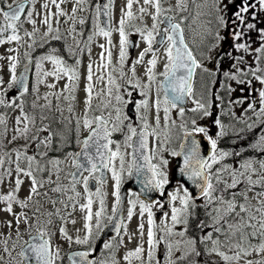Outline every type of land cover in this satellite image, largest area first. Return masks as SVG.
<instances>
[{
    "label": "snow or ice",
    "instance_id": "obj_1",
    "mask_svg": "<svg viewBox=\"0 0 264 264\" xmlns=\"http://www.w3.org/2000/svg\"><path fill=\"white\" fill-rule=\"evenodd\" d=\"M67 0H46L42 5L45 10L42 14L41 23L47 27L44 33L48 37L51 35L52 41H60L64 39L59 34V27L54 28L52 18H57L56 23L59 24V17H66L71 20L73 25L77 22L81 25L85 23L83 18L76 20V13L82 11L81 7L87 0H75V4L71 9V15L61 8V4ZM114 0H107L106 3L95 5V13L93 23L96 31L89 35L87 42L77 40V36L82 33H76L75 27L68 30V35L72 36L76 41V47L67 45V52L72 57H77V52H83L80 48L81 43H85L89 54L91 53L90 43L96 35L103 36L108 39L109 47L101 44L104 49L100 53V63L96 65V81L105 82V88L99 92H95L96 97H105L101 104L96 105L101 112L103 109L113 106L115 108V120L109 112L107 116L101 114L98 116H90L93 111L94 84H93V63L87 65L86 86L84 89V113L82 118L75 121L76 131L79 133L81 122L84 129H88L89 135L83 140H77L81 146V150L75 153H68L72 157V165L75 171L70 175L72 177L70 190L75 196H69L68 200L76 204V198L80 196L76 185L83 182L84 190L87 193V202L80 205L82 211H86L84 228L86 234L81 238L79 235L75 238L78 245H87L85 251L73 252L69 255L70 264H108L107 261L101 259H89V256L96 251L94 238L100 239L101 234L107 227L103 223V215L105 210V198L107 193L103 191V185L106 183L104 179L105 170L111 171L114 181V188L111 195L115 198L112 206L111 217L108 222L114 224V231L117 236L123 228L127 231V225L124 223V217L119 215L120 206L123 202L121 195L122 179L125 171L128 178L135 176L137 182L141 185L140 191H129L127 204V219L130 221L134 215V211L139 206V216L141 222L138 226L140 233V244L134 249L128 251L124 260L128 264H132V259L140 261L141 264H161V260L157 258V251L163 246V264H198L197 258L219 256L224 264H239V261L253 252L264 254V158L255 156L238 160L236 166L225 163L230 158H239L245 151L241 147L238 151L235 149H225L221 147L224 138L229 137V129L234 137L233 144L245 139V133H251L254 127L260 128V134L254 143L248 145L249 148L257 151L264 156V67L261 62L264 61V27H258L264 23L260 19L264 14V0H204L203 3L197 0H176L175 9L179 13H188L187 15H169L173 12L172 7L165 8L163 0H143V4L138 8L140 19L144 15L151 16V27H136L131 22L137 17L133 13V4H139L140 0H127L125 8L121 9L119 19V27H112V7ZM194 5V11L189 10V4ZM36 0H0V16L3 23H0V44L20 42L22 40L19 35L20 27H22L21 16L26 11V6L31 5L27 10L25 19L33 26L31 32L25 31L28 37H35L40 31L36 27L37 20L35 16L41 13L35 10ZM49 5L55 7L56 11L52 12ZM154 9L150 11L149 9ZM107 19L104 27L99 25L100 16ZM203 16H209L211 19L204 21ZM190 21V22H189ZM188 22V23H186ZM210 27L209 25H213ZM162 25H164L162 27ZM131 27L135 33L139 34L142 41L146 43V47L139 52L138 57L132 61L129 68L131 75L124 71L126 62L129 59V49L139 47V43H134L129 39L131 32L126 28ZM186 28L190 32V38H186ZM119 33V59L118 67L112 63V41L113 31ZM10 32L6 37L4 33ZM75 33V35H73ZM223 33V34H222ZM255 37V38H254ZM35 44V39H33ZM230 45L228 50L224 49V45ZM253 44L258 47L253 48ZM32 45H30L31 47ZM43 47V45H41ZM163 48V56L166 62L163 65L164 70L157 73L156 67L160 60L158 55L160 49ZM9 52L17 51L9 48ZM57 50L52 49L49 53L38 57L36 60L38 76L54 77L57 81L67 78L64 89L59 92H49L45 94L46 104L41 108H50L51 100L49 96L55 97L57 100L64 95L63 98L69 101L68 112L74 114L73 103L76 100V89L80 80L79 58L75 59V64L68 62L60 55L54 54ZM238 53L234 55L233 53ZM105 53L107 55L105 56ZM151 53V58L147 60L145 76L147 83H143L137 76L136 65L143 64L144 58ZM251 54L255 63V67L248 65L245 56ZM28 55V53H25ZM4 57H0L3 59ZM31 59V58H30ZM8 68L11 72V79L8 82V88L16 86L20 89V97L28 92L27 73L29 64L24 65V72L16 75L18 58L13 55L7 57ZM49 61L52 64L51 71H43V62ZM225 63L229 64L226 69L223 67ZM243 66V67H242ZM119 75V79L114 73ZM106 73V77H105ZM201 76V89L197 91V74ZM159 77V79H158ZM253 80L258 81L261 85L256 89L253 87ZM0 78V84H3ZM44 79H38V84L43 83ZM235 82L236 87L232 86ZM219 84V88L215 86ZM153 85H155V99L150 102V96ZM47 87L54 89L55 84H48ZM124 89L121 92V89ZM215 89V90H214ZM239 89L240 93L246 90L251 94L255 91L259 97V110L256 107V101L253 99L249 102V95H242L236 99L232 98V93ZM139 94V99L134 96ZM5 93L0 92V106L20 108L21 114L16 117L17 125H23L15 129L16 134L12 136V141L18 137L28 139L30 131L29 124L35 123V118L28 116L23 109V101L16 104L13 98L6 101ZM227 97V99H226ZM39 99V97H37ZM115 100L116 105H112ZM192 107H186L188 103ZM247 102V107L243 108L241 116L237 117L233 106H243ZM118 105V106H117ZM33 107H37L34 103ZM128 109V112H125ZM57 111L62 109L57 105ZM161 110L163 112L164 127L161 129ZM173 110H176L180 119V123L172 117ZM251 111L255 117V121L249 123L252 117L247 116ZM155 127L149 123V114L153 113ZM218 112V114H215ZM186 113H191V118H186ZM222 117H228L237 123L243 124L244 127L236 128L235 125H225ZM133 118L139 121V131L133 127ZM47 117L41 116V120ZM71 123V117L62 118ZM210 119L212 126L218 128L215 135L210 134V128L207 125L198 124V120ZM127 121L129 135H125L123 144L126 148H132V159L127 163L125 168V153L121 152L120 143L111 139L113 133L121 132L123 125ZM0 125L4 127V134L7 133L6 119L0 115ZM95 125V127H93ZM178 127L183 132V140L180 144V151H171L173 157H183V164L178 165L180 177L176 179V187L173 191H166V186L171 184L169 178L168 165L169 160L163 156L164 147L170 139L172 128ZM38 132H48V135L40 139L38 136H31V140L35 142L37 153L41 157L47 155V151L40 152L41 147L50 149L53 144V136L49 128L38 129ZM196 134H201L202 139L206 142L207 155L201 153V141L196 138ZM155 137L157 148L149 149V137ZM136 137V140H133ZM64 137L61 136V140ZM115 144V151L111 145ZM29 145H25L22 149H14L15 161L12 160L10 153H5L8 157V164L15 163V186L7 194H0V202L4 204L0 211L9 213L13 216L17 226V237H19V225L23 221L28 223L29 217L24 213H16L13 209L14 204H18L21 208H26L32 201L33 195H47L41 193L39 189L44 187L45 181L38 179V174L48 173V184H56L52 189L53 192L63 193L67 190L65 186L59 183V165L60 160L48 161L52 168L56 170L57 180L51 178V170L47 164H41L37 160L36 155H28L27 149ZM94 149V151H90ZM119 160V168L116 167V160ZM158 160L153 163V160ZM5 163L4 157L0 156V168ZM22 164L25 165L22 167ZM219 165V167H214ZM87 172V175L84 173ZM227 174L231 178L228 182L223 177ZM5 176L12 177V168L0 172V184L5 182ZM21 176L30 181L29 194L25 199H20L18 193L24 180ZM255 177V178H254ZM182 178L191 181L195 193L190 191ZM89 180H95L98 184L95 193L89 190ZM242 186V187H241ZM259 188V191H257ZM254 193L250 198L249 193ZM141 193L145 199H141ZM158 193L160 197L166 195L167 201L162 199H152L151 194ZM93 196L99 198V210L93 211ZM252 200H256V204H252ZM179 201V206H176ZM202 201V203H198ZM55 205L57 201L52 200ZM65 208L68 205L64 201H60ZM166 203L170 205L169 211H165ZM156 208L162 214L160 223L157 224L153 212ZM203 208L206 219H199L197 209ZM39 212V208L36 209ZM59 215L60 209L57 208L55 213L48 212L49 217ZM147 214V259H144V222L143 217ZM70 215V214H69ZM114 217L116 218L114 220ZM95 218L93 225L92 221ZM65 219V217H61ZM73 224L75 221H71ZM52 220H48L51 224ZM8 228H12L13 221L6 222ZM177 226H180L177 229ZM31 227V225H29ZM61 235L69 243L73 242V238L68 235L67 229L61 227L59 229ZM159 233V235H158ZM52 233L40 229L38 236L33 237V243L27 244V248L20 252V256L27 259L29 255L33 256L37 264H56V260L60 256V250L55 251L51 248ZM117 236H113L110 240L103 242V249L111 250L116 242ZM45 237H48L47 239ZM132 237L129 236V239ZM39 242H36V241ZM256 240L258 243H253ZM123 237H120L119 244H123ZM4 251L11 255L8 247V240L3 241ZM15 245H13L14 247ZM232 254L229 255L228 253ZM3 257H0L2 260ZM111 264H117L113 259ZM204 264H208L205 259ZM215 264V262H213ZM246 264H253L248 260ZM255 264H264V259L256 261Z\"/></svg>",
    "mask_w": 264,
    "mask_h": 264
},
{
    "label": "flooded vegetation",
    "instance_id": "obj_2",
    "mask_svg": "<svg viewBox=\"0 0 264 264\" xmlns=\"http://www.w3.org/2000/svg\"><path fill=\"white\" fill-rule=\"evenodd\" d=\"M166 1H169V0H163V6L165 8L174 6L170 2L166 3ZM8 2L11 3L12 0H8ZM45 2H46V0H36L35 10H36V12L41 13L40 16L34 15V17H33L34 19L37 20V23H40V21L42 19V14L45 11L43 9L42 5ZM58 2H59V0H58ZM106 2H107V0H87V3L82 5L81 7L83 8V10L78 11L76 13V20L79 21V19L83 18L85 20V23L83 25L79 24L78 22L75 25H73L72 21L68 20L66 17H59V24L57 27H59V30H60L59 34L62 37H64V39H62L60 41H52L51 39L50 40L47 39L44 36V33L46 32V30L42 25L36 26L37 28H39L40 31L36 34V36L34 38L28 37L25 35V31L31 32L33 30V26L30 23H28L25 19L26 12L31 7V5L26 6V11L21 16V22L20 23L22 24V27H20V30H19V35H21L22 40L20 42H18L17 46L14 47V49L17 50V54L15 56L18 58V63H17L18 73H16V75L19 76L21 71L24 69V65L29 64L30 79H29V83H28V92L24 94V97L26 98V101L28 104H31L29 98L31 95L34 94L33 76H34V71L36 70V60L38 57H41V56L49 53L52 49H56L57 51L54 54L62 56L68 62V64H75V59L76 58L80 59V61H81L80 65H79L80 80H79V84H78V87H77L76 92H75L76 97L85 96V92H84L83 87L87 83L85 77L87 74V65L90 62L93 63V72H94L93 83H95L94 85L100 87V90L105 88L106 79H105V82H102V83L96 81V75H98V73H96V65L100 63V53L103 50L100 47V45L103 44V45H105V48H108L109 47L108 39L103 37V36H99V35L94 36L92 42L90 43V45H88V47H90V49H91L90 54H89L87 48L85 47V43L87 42L88 36L92 35L96 31V27L93 23V17H94V13H95V5L97 3L103 4ZM197 2L203 3L204 0H197ZM225 2H227V0H225ZM126 3H127V0H114L113 7H112V27H113V29H116L119 27L118 22H119V19L121 16V9L125 8ZM74 4H75V0H67L66 3L61 4V8H63L66 12L69 13V15H71V9L74 6ZM142 4H143V0H140L139 4H133L132 11L136 15L137 18L134 21H132L131 23L134 24L136 27H144L145 23L147 21H150V24L152 25L151 16L144 15L143 19L139 18L140 13L138 12V8ZM189 10L194 11V5H192L191 3L189 4ZM151 11H154V9H151ZM187 14L188 13H179L174 8H173V12L169 13V15H177V16L187 15ZM204 18H205V20L202 19L204 21L211 19V17H209V16H204ZM260 19L262 21H264V14H261ZM0 23H3L2 16H0ZM27 23L30 26L28 28H27ZM106 23H107V19L101 15L99 18V25L101 27H104L106 25ZM186 23H188V22H186ZM163 26L164 25H162V27ZM209 26L214 27V24L209 25ZM72 27H75L76 33H82V35L77 36L76 39L82 40L83 42H85V43H81V45H80V48L84 49V51L83 52L78 51L77 57L70 56L66 50L67 45H72L73 48L76 47V41L73 40L72 36L68 35V30ZM258 27H264V23L259 24ZM149 28H150V26H149ZM126 30L132 33L130 35L129 39L131 41H133L134 43H136V42L139 43V47L129 49V59L126 62L124 71L128 72L129 76H130L131 73L129 72V68L131 66V63L133 60H135L138 57L139 52L142 51L144 47H146V43L144 41H142L139 34L135 33L133 28L128 27V28H126ZM9 34H10V32H6V33H4V36L6 37ZM55 34L56 33L53 32V35H55ZM73 35H75V33H73ZM185 35H186V38H190V36H191V34H190V32H188L187 28H186ZM97 38L103 39L104 41H97ZM26 39L30 40L27 50L25 49ZM33 39H35V44H33ZM111 41H112V47H111L112 63H113V65H116L118 67L119 33L115 30L112 32ZM30 45H32V46L30 47ZM41 45H43V47H41ZM95 46H98V47L94 49ZM252 46H253V48H255V47H258V44H253ZM229 47H230V45H228V44L224 45L225 50H228ZM9 48H13V47H9ZM25 53H28V55H25ZM233 54L237 55L238 53L234 52ZM106 55H107V53H105V56ZM158 55H160L161 58H160V60L157 64V67H156L157 73L162 72L164 70L163 65L166 62V59L163 56V48L160 49ZM150 58H151V53H149L147 56H145L143 64L136 65L137 76L141 79V81L143 83H147V78L145 76V69L147 67V60ZM245 59L247 60L248 65L255 67L253 56L251 54L246 55ZM261 65H264V61L261 62ZM223 67L226 69L227 67H229V64L225 63ZM114 75H116L117 78L119 79L118 72L114 73ZM105 77H106V73H105ZM158 79H159V77H158ZM200 81H201V76L198 73L197 74V91L198 92L201 89ZM253 83H254V80H253ZM99 84H101V85H99ZM215 88H219V84H217L215 86ZM123 91H124V89L122 88L121 92H123ZM10 92L12 94H18L19 95L18 97H20V89L16 88L15 86L10 89ZM95 92H99V91H94V98H93V102H92L93 103V111L90 112L89 115L90 116H98V115L103 114V115L107 116L109 114V112H111L112 118L114 121L115 115H116L115 108L113 106H109L108 108L103 109L102 112L100 109H97L96 105L101 104L102 99H105V97H96ZM242 95H245V94H242ZM242 95H240V91H239V89H237V96L232 95V98L233 99L238 98ZM247 95H249V93ZM134 96L137 99L140 98L138 93H134ZM154 99H155V85H153V88H152V92H151V96H150V102ZM226 99H227V97H226ZM253 99L255 101H257V94L255 91L251 92V94L249 95V100H253ZM84 100L82 101V103H84ZM112 105H116L115 100L112 101ZM84 107H85V105H84ZM186 107H188V108L192 107L191 103L189 102ZM235 107L236 106L234 105L233 108H235ZM35 108L38 110V112L41 114V116L47 117V119H45V126H47L49 128L51 133H53L54 136L60 135L59 143L58 144L54 143V145H53L54 148L52 150V153H54V157H52V159L60 158V156H62L63 151L59 150L60 144H65L67 147L70 146V144H69L70 134L73 135V137L71 138V140L73 142V148L70 150V152L71 153L72 152H78L80 145L77 143V140L79 139L80 141H83L84 137L86 135H88L89 131H90L88 129H85L84 131L79 130V133H77V131H76L75 121L77 118H82L84 110H79L78 112L74 111V114H69V116H65L64 112H60V111L56 110L57 106L55 104V101H52L50 108H41L38 106ZM125 112H128V109H125ZM153 114H154V112L149 114V123H151L153 125V127H155ZM215 114H218V112H216ZM55 117L60 119L63 127L59 128V127L55 126V124L51 120L52 118H55ZM67 117H71L72 122L70 124L67 123L66 120L62 119V118H67ZM172 117H173V119L176 120L177 125H178L180 123V119L177 115L176 110H173ZM186 118H191V113H186ZM222 120H223L225 125L233 124V125H235L236 128H241L240 123H237L235 120L229 119L228 117H222ZM132 122H133V127H136L137 131H139V121H137V120H135V118H133ZM127 123L128 122L125 121L124 125L122 126L123 130L121 132L113 133L111 136L112 140L120 143L121 152L125 153V168H127V163L132 159L131 153L133 151L132 148H126L123 144L125 135L130 134L128 132ZM198 124L207 125L210 128V134H212V135H215L216 131H218L217 127L212 126L210 119L198 120ZM93 127H95V125H93ZM163 127H164L163 112L161 110V129H163ZM45 133L48 134V132H45ZM229 133H230L229 137L224 138V140L221 142L220 146L223 148H230V147L236 146L240 142L239 141L238 143L233 144L232 140L234 139V137L232 136L231 131ZM79 135H81V136H79ZM61 136L64 137L63 140H61ZM196 136L202 138L201 134H196ZM135 138L136 137H133V140H135ZM182 140H183L182 130H180L178 127L172 128L171 132H170L169 141L163 145L165 150L162 154H163L165 159L169 160V165H168L167 170L169 172V178L172 181L169 186H166V191H173L175 189L176 179H174V177L180 176V173L178 170V164H177L178 157L171 156V151H173V150L180 151V144H181ZM74 145H75V147H74ZM157 146L158 145H157L156 138L154 136L149 137V149H155V148H157ZM111 147H112V150L115 151V144L111 145ZM157 162H158V160H156V159L153 160V163H157ZM115 164H116V167L119 168V160L118 159L116 160ZM73 170H72V172H73ZM87 174H88L87 172L84 173V175H87ZM104 176H105L104 179H105L106 183L103 185V188L106 187V184L109 182V180L112 177L111 171H107ZM130 180H131V178H128L127 172L125 171V173L123 175V179H122V185L126 182H129ZM97 186H98V184L95 180H89L88 187H89V190L91 192L95 193ZM76 188H77V191H80V192L85 191L82 180L80 183H78L76 185ZM129 191L138 192V191L133 190V189H128V193H129ZM128 198L129 197L127 196V200H128ZM140 198L143 199L141 196H140ZM161 198H163L162 200H164L167 197L165 195L164 197H161ZM156 199H160L159 194H158V197ZM198 203H202V201H198ZM169 206L170 205H168V204L165 205V211L169 210ZM52 211H54V209H52ZM153 212L156 214V222H160V220L162 219V214L158 215L159 211L156 208H153ZM197 213H198L199 219H206V217L204 215V209L203 208H198ZM42 215L43 216L40 217V219L37 222L33 221L29 214L27 215L29 217V222L30 223H36V225L32 226L28 229L22 230V233L27 235V237L23 240L21 245L18 244V246H20V249H18V247L13 248V245H15V243H16L14 241L12 243V245L9 246L11 255H9L8 252L0 251V257H3V259L0 260V264H37L34 257H28L27 259H25L24 257H21L19 254L24 248L27 247V244L25 242H28V244H29L31 238L38 236V231L40 229H44V230L52 233L51 238H50L51 239V248L53 251H55L57 248H59V250H60V256L56 260V264H70L69 255L71 253H73L75 251L87 250V248H88L87 245L76 244L74 246H69L67 248L58 246L55 243L56 231H55L54 227H50V228L48 227V225L51 226L55 223V221H56L55 215L51 216V218H50L52 220L51 224H48V220H45L42 222V220L45 219V216L47 215V212H45V210L43 211ZM123 231H124V229H122L119 236H117L116 242L114 243V246L111 250L103 249V244H102L98 254L94 255L95 252H93L89 256V259H101V260H105V261L109 262L112 259V257L115 256V254H114L115 248H119V246H120V245H117V242L119 241L120 237H123ZM45 238L47 239L48 237H45ZM111 238L112 237H109L105 241L110 240ZM97 241H98V239L94 238L93 242L95 244V248L97 245ZM36 242H39V241L37 240ZM11 247H12V249H11ZM3 248L4 247H2V249ZM116 252H118V249H116ZM159 253H160V255H163V246L162 245L160 247Z\"/></svg>",
    "mask_w": 264,
    "mask_h": 264
},
{
    "label": "rangeland",
    "instance_id": "obj_3",
    "mask_svg": "<svg viewBox=\"0 0 264 264\" xmlns=\"http://www.w3.org/2000/svg\"><path fill=\"white\" fill-rule=\"evenodd\" d=\"M171 3L174 6H172L175 9V5H176V0H169L166 1V3ZM49 7L51 8L52 12H55L56 9L54 6L49 5ZM151 11V8L149 9ZM201 19H204V16L201 17ZM57 18L53 17L52 18V22H53V27L56 28L58 25L56 23ZM37 25H42L45 30L47 31V27L45 25H43L41 22L37 23ZM145 25L147 27H151L150 21H147L145 23ZM30 27L29 24L27 23V28ZM53 35V33L51 34ZM51 35H49L48 37H46L47 39H51ZM97 41H104L103 39L97 38ZM30 40L26 39V47L25 49H28V45H29ZM17 42L13 41L12 43H5V44H0V57H4L3 59H0V78L3 79V84H0V92H4L5 93V100L6 101H11L13 98H17L15 100L16 104H20L21 101H23V109L24 112L30 116V117H34L35 118V123L34 124H29V133L28 139H25L24 137H18L17 140L12 141V136L16 134L15 129L17 127H22L23 125H17L16 123V117L20 116L21 111L20 108L17 107H5V106H0V115H3L6 119V128H7V133L6 135L4 134V127L3 125H0V156L4 157L5 159V163L3 165V168H0V172L7 170L9 167L12 168V177H7L5 176V182L3 184H0V194H7L8 191H10L12 188H14L15 186V163L9 165L8 164V157L5 155V153H10L11 154V158L13 161H15V153H14V149H22L25 145H29L28 149H27V154L28 155H36L37 160L40 161L41 164H47L48 161H53V160H60L61 163L59 165V183L63 186H65L66 188H68L69 190L63 192V193H57V192H53L52 189L54 187H56V184H48L47 180H48V173H43V174H38V179H43L45 181L44 187L42 189H39V191L41 193H47V195H40V196H36L33 195L32 197V201L29 202L28 207L26 208H21L18 204H14L13 205V209L16 213H20V212H24L26 215H30L31 219L33 221H38L40 219V217H42V213L45 210V212H53L55 213L56 209L59 208L60 209V214L59 215H55V223L51 226L48 225V227H54L56 233H55V243L60 246V247H69V246H74L76 245L75 238L77 235H79L81 238L86 234V230L84 228V224H85V219L84 217L86 216V211H82L80 208L81 204H84L87 202V193L84 192H80V196L76 198V204L75 207H73V202L68 200L69 196H75V193H73L70 190L71 187V181H72V177H71V173L73 168L72 165V157L68 156L67 154L70 153V150L73 148V142L71 140V138L73 137L72 134H70V140H69V144L70 146L67 147V149L65 151H63L62 156H60V158H55L52 159V157H54V153H52V150L54 148V136H53V144L52 147L50 149H45L43 147H41L39 149L40 152L43 151H47V155L45 157H41L38 155L37 153V148H36V144L35 142H33L31 140V136L36 135L38 136L40 139H42L44 136L48 135L45 132H38V129L44 128L45 127V119L41 120V114L38 112V110L36 108L33 107V104L35 103L38 107H40L41 105H44L47 103V101L44 99L45 94L49 93V92H59L61 90L64 89V85L68 82L67 78H63L59 81H57L54 77H42L38 76L37 74V67L36 70L34 71V76H33V90H34V94L30 96L29 100L31 102V104H28L26 101V98L23 97H18V94H12L10 92V89L8 88V82L11 79V72L8 68V63L9 61L7 60V57L9 55H13L15 56L17 54V51L15 52H9L8 49L9 47H16L17 46ZM98 46H95V48H97ZM51 50V49H50ZM104 51V49L102 50ZM52 64L49 61H44L43 62V71H51L52 70ZM261 67H264V65H261ZM16 73H18L17 68H16ZM38 79H44L43 83H39L38 84V91L35 90L37 87V81ZM102 83V82H101ZM232 83V86L235 87L236 84L235 82H230ZM48 84H55L56 87L54 89H50L49 87H47ZM95 84V83H93ZM97 85V84H96ZM101 85V84H99ZM86 84L84 85L83 89H85ZM253 87L258 89L261 87L260 83L258 81L254 80L253 83ZM94 91H100V87L95 86L94 85ZM245 94L247 95L248 92L247 90L244 93H240V95ZM257 94V101H256V107L257 110H259V97H258V93ZM64 95H68L67 92H64V94L60 97L59 100H57L55 97L53 96H49L48 99L52 101H55L56 106L59 105V107L62 109V112L65 113V116H69V112H68V104L69 101L65 100L63 98ZM232 95H236L237 96V91L233 92ZM37 97H39V99H37ZM85 99V96H79L76 97V100L73 103V107H74V111H79V110H84V103H82V101ZM236 99V98H234ZM249 102H251V100H249ZM247 107V102L245 103V105L241 106H236L234 109L236 116L239 117L242 115L243 113V108ZM247 116L252 117V120H249V123H252L253 121H255V117L253 116V113L251 111H249L247 113ZM52 122L55 124L56 127H63L62 123L60 121L59 118L55 117L51 119ZM233 125V124H230ZM240 127H244L243 124L240 125ZM81 131H84L85 129L82 126V122H81ZM231 131V129H229V132ZM260 134V128L259 127H254L253 131L251 133H245V139L240 141L238 145L230 147V148H225L228 150L231 149H235V150H239L241 147L245 148V151L242 153V156L239 158H234V157H230L228 158L225 163L228 164H232L233 166H236L238 163V160L241 159H246L248 157H257V158H264V156L260 155L257 151L251 149L248 147L249 144L254 143L255 140L258 138ZM81 136V135H79ZM59 143V141H58ZM63 145V144H60ZM64 146V145H63ZM75 147V145H74ZM60 149V148H59ZM75 153V152H72ZM25 166L22 164V167ZM47 167L51 170V178L53 181L57 180V173L56 170L54 168H52L51 164H47ZM214 167H219V165L214 166ZM225 180H227L228 182H231V178L229 175L225 174L223 177ZM255 178V177H254ZM21 179L24 180V184L21 186V190L18 193V196L20 199H25L28 194H29V184L30 181L27 178H24L23 176H21ZM242 187V186H241ZM114 188V181L111 177V179L109 180V182L106 184V187L103 188V191L107 193V196L105 198V210H104V215H103V223L106 224L108 222V217H111L113 215L112 213V206L115 203V198L111 195L112 191ZM257 191H259V188H257ZM254 195V193H249V197L251 198ZM52 200L57 201V203L55 205H53L51 203ZM64 201L68 207L65 208L63 204L60 203V201ZM93 211H97L99 210V198L96 196H93ZM253 205L256 204V200H252L251 201ZM176 206H179V201H176ZM128 204L126 205V212H125V220L124 223L127 225V231L125 232V230L123 231V244H119V241L117 242V245H120L119 248H115V256L112 257V259L108 262V264H111V261L114 259L117 264H128L127 261L124 260V256L125 254L130 251V250H134L139 244H140V233L138 231V226L141 222V217L139 216V206L137 205V208L134 211V215L132 217V219L129 221L127 219V208H128ZM4 204L2 202H0V208H3ZM39 208V212L36 211V209ZM52 209H54V211H52ZM169 213H170V206H169ZM70 214V215H69ZM61 217H65V219H61ZM51 217H49L48 215L45 216V219L42 220H49ZM154 219L156 221V214L154 216ZM8 220H12L13 221V226L12 228H8L6 222ZM75 221V223L73 224L71 221ZM143 222H144V248H145V253H144V259L146 261L147 259V228H148V224H147V214H145V216L143 217ZM93 225L95 223V218L92 221ZM157 224H159L160 222H156ZM29 225L35 226L36 223H30L28 221L27 224H25L23 221L21 222V224L19 225V237H17V226L15 224V220L13 218V216L9 213L0 211V251H4V248L2 249V247H4L3 241L5 239L8 240V247L10 245H12V243L15 241V246L13 248L18 247V249H20V246H18V244L21 245V243L23 242V240L27 237V235H25L24 233H22L23 229H28L30 228ZM61 227H65L67 229L68 235H70L73 238V242L69 243L67 240L64 239V237L61 235L59 229ZM180 226H177V229H179ZM159 235V233H158ZM129 236H131L132 238L129 239ZM253 243H258V241L253 240ZM12 249V247H11ZM116 249H118V252H116ZM160 248L157 251V258L161 260V264H163V255H160L159 253ZM229 255H231L232 253L229 252ZM205 259L208 260V264H213V262H215V264H224V262L220 259L219 256L213 255L211 257H204L203 255L199 258H197L198 260V264H204ZM261 259H264V254H258L253 252L251 255H248L246 257H243L240 261L239 264H246V262L248 260L253 261V264H255L256 261H259ZM132 264H141L140 261L136 260L135 258L132 259Z\"/></svg>",
    "mask_w": 264,
    "mask_h": 264
},
{
    "label": "water",
    "instance_id": "obj_4",
    "mask_svg": "<svg viewBox=\"0 0 264 264\" xmlns=\"http://www.w3.org/2000/svg\"><path fill=\"white\" fill-rule=\"evenodd\" d=\"M23 72H24V69L21 71L20 75H21ZM20 75H19V76H20ZM27 77H28V78H27V86H28L29 79H30V70H28ZM15 87H16V86H15ZM16 88H17V87H16ZM88 135H89V134H88ZM88 135H86V136L84 137V139H85ZM196 138H197L198 140L201 141V153H202V155H207V146H206V142H205L201 137L196 136ZM84 139H83V140H84ZM135 140H136V138H135ZM135 140H134V141H135ZM80 150H81V146L79 147L78 152H79ZM90 151H94V149H90ZM177 164H178V165H182V164H183V157H182V156L178 157V159H177ZM73 171H75V169H74ZM106 172H107V170H105V174H106ZM104 177H105V176H104ZM179 177H180V176H179ZM182 181H183V182L185 183V185L190 189V191H192V192H194V193L197 191V190L194 188V186L192 185L191 181H187L186 178H182ZM140 188H141V185L137 182V178H136L135 176H133L129 182H126V183H124V184L121 186V195H122V197H123V202H122V204H121V206H120V212H119V215H122V216L125 218V208H126V204H127L128 189H133V190H136V191L139 192V191H140ZM140 196H141L143 199H145V196H144L143 193H141ZM157 197H158V193H152V194H151V198H152V199H156ZM160 199H163V198L160 197ZM164 201L166 202V201H167V198H165ZM166 204H167V203H166ZM158 215H161V212H160V211H159ZM115 219H116V218L114 217V220H115ZM106 225H107V227L105 228L104 232L101 234L100 239H98V241H97L96 251H95V254H94V255H97V254H98V252H99V250H100V248H101L103 242H104L107 238H109V237H113V236H117L116 232L114 231V224H110V223L108 222ZM122 229H123V228H122ZM122 229H121V231H122ZM121 231H120V233H121ZM120 233H119V234H120ZM33 242H34V241H33V239L31 238L29 244H31V243H33ZM26 248H27V247H26ZM26 248H24V249H26ZM75 252H78V251H75ZM29 257H33V256L29 255Z\"/></svg>",
    "mask_w": 264,
    "mask_h": 264
},
{
    "label": "trees",
    "instance_id": "obj_5",
    "mask_svg": "<svg viewBox=\"0 0 264 264\" xmlns=\"http://www.w3.org/2000/svg\"><path fill=\"white\" fill-rule=\"evenodd\" d=\"M59 137H60V135H55L54 136V142L56 143V144H58V141H59ZM64 145V146H63ZM63 145H59V150L60 151H65L66 149H67V146L65 145V144H63Z\"/></svg>",
    "mask_w": 264,
    "mask_h": 264
}]
</instances>
